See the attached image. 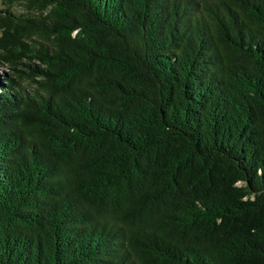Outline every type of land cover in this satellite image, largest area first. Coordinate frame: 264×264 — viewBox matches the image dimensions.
Masks as SVG:
<instances>
[{
	"label": "trees",
	"instance_id": "16d2710c",
	"mask_svg": "<svg viewBox=\"0 0 264 264\" xmlns=\"http://www.w3.org/2000/svg\"><path fill=\"white\" fill-rule=\"evenodd\" d=\"M0 2V264H264V0Z\"/></svg>",
	"mask_w": 264,
	"mask_h": 264
},
{
	"label": "rangeland",
	"instance_id": "374dc122",
	"mask_svg": "<svg viewBox=\"0 0 264 264\" xmlns=\"http://www.w3.org/2000/svg\"><path fill=\"white\" fill-rule=\"evenodd\" d=\"M0 7H1V2H0Z\"/></svg>",
	"mask_w": 264,
	"mask_h": 264
}]
</instances>
